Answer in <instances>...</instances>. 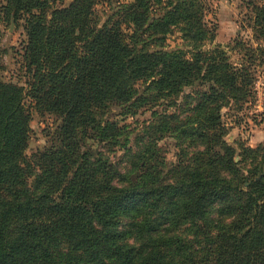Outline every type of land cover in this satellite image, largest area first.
I'll return each mask as SVG.
<instances>
[{"label": "trees", "instance_id": "16d2710c", "mask_svg": "<svg viewBox=\"0 0 264 264\" xmlns=\"http://www.w3.org/2000/svg\"><path fill=\"white\" fill-rule=\"evenodd\" d=\"M0 1V21L25 36V87L3 80L0 48V264H264V143L238 140L237 153L221 114L255 102L264 0L235 61L203 50L215 38L204 0H128L101 24L110 0ZM175 32L185 49H167ZM25 99L60 121L29 158ZM111 105L150 112L134 149L102 121ZM86 139L123 154L94 156Z\"/></svg>", "mask_w": 264, "mask_h": 264}, {"label": "rangeland", "instance_id": "374dc122", "mask_svg": "<svg viewBox=\"0 0 264 264\" xmlns=\"http://www.w3.org/2000/svg\"><path fill=\"white\" fill-rule=\"evenodd\" d=\"M128 0H110V3L99 4L96 6L100 24L108 16L117 12L120 3H126ZM208 4V12L205 20L215 31V38L212 44L205 43L203 50H209L217 45L228 52L232 61H235L239 55L237 50H232L234 42L251 41V33L247 28V19L250 15V6L259 4L262 0H204ZM71 0H64V5H68ZM1 3V1H0ZM25 36L22 30V23L9 24L0 21V48L6 51L3 57V70L1 72L5 82L17 83L25 87V76L22 67L21 48ZM168 50L185 49L179 39L178 33L168 37ZM254 82L255 102L247 105L245 110L240 113L234 111L222 110L223 122L230 127L226 136V142L231 145L238 153L237 141L242 140L248 146L254 148L264 143V64L257 67ZM191 89H185L184 94L190 93ZM25 106L30 114V134L28 146L25 151L27 158L36 155L45 148H50L56 143V129L60 121L51 114L39 113L31 107V101L25 99ZM121 109L116 106H109L102 121L115 123L122 131L120 137L123 143L131 149H134L133 143L141 135V128L147 125L150 120V112L138 111L133 116H122ZM172 112V111H171ZM85 148H89L93 155L103 154L109 158V161L117 163L122 156V151L109 143H95L93 140L86 139L82 142ZM121 144V143H120ZM175 141L169 137L163 138L157 143L161 155L166 163L175 162ZM238 161V157L235 158Z\"/></svg>", "mask_w": 264, "mask_h": 264}]
</instances>
